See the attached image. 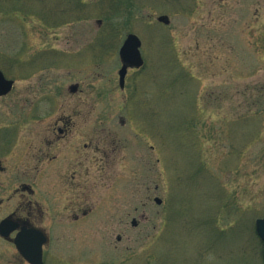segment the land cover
Returning <instances> with one entry per match:
<instances>
[{
	"label": "rangeland",
	"instance_id": "obj_1",
	"mask_svg": "<svg viewBox=\"0 0 264 264\" xmlns=\"http://www.w3.org/2000/svg\"><path fill=\"white\" fill-rule=\"evenodd\" d=\"M129 34L145 66L122 91ZM0 70L15 82L0 98V222L30 212L19 186L53 116L125 146L90 216L36 224L44 264H264V115L247 102L264 86V0H0ZM12 238H0V264H27Z\"/></svg>",
	"mask_w": 264,
	"mask_h": 264
},
{
	"label": "flooded vegetation",
	"instance_id": "obj_2",
	"mask_svg": "<svg viewBox=\"0 0 264 264\" xmlns=\"http://www.w3.org/2000/svg\"><path fill=\"white\" fill-rule=\"evenodd\" d=\"M144 66L145 62L141 68L129 70L138 72ZM70 87V94L78 93L79 86L75 93L70 91ZM120 90L124 91L125 87ZM108 119L103 118L101 124ZM75 120L77 118L72 116H53L49 131L34 139L31 156L32 183L22 182L19 186L22 195L27 193L33 197L32 201L27 200L30 212L26 214L25 219L15 215L6 217L42 231L48 242L45 230L36 225L44 222L45 214L47 213L49 220L57 223L82 222L92 214L93 209L87 208L90 196L96 188L112 187L119 178L117 169L120 164L125 163V160L120 158V150L125 146H121L113 134L105 132L104 126L92 134L88 141L86 134L77 132ZM121 122L122 125L125 124L124 119ZM14 143L15 139L9 142L8 146L11 147ZM132 163L127 158L126 166L130 167ZM2 172H5V168L0 163V173ZM132 220L135 225V219Z\"/></svg>",
	"mask_w": 264,
	"mask_h": 264
},
{
	"label": "water",
	"instance_id": "obj_3",
	"mask_svg": "<svg viewBox=\"0 0 264 264\" xmlns=\"http://www.w3.org/2000/svg\"><path fill=\"white\" fill-rule=\"evenodd\" d=\"M158 22L166 25L170 23L167 17H160ZM141 46L142 43L140 39L134 34H129L119 50V57L122 63V67L118 72L119 86L121 89L125 87V79L128 70L139 69L144 64L140 52ZM14 84L15 82L13 80L6 78L4 73L0 71V98L7 96L13 90ZM77 89V85L70 87L72 93H75ZM155 202L161 204L159 199H155ZM16 231L17 233L12 243L19 256L27 264H44L43 248L48 242L44 233L36 228H29L25 225H21L11 218H5L0 222V237L2 239H10L11 235ZM255 232L264 246V217L256 220Z\"/></svg>",
	"mask_w": 264,
	"mask_h": 264
},
{
	"label": "trees",
	"instance_id": "obj_4",
	"mask_svg": "<svg viewBox=\"0 0 264 264\" xmlns=\"http://www.w3.org/2000/svg\"><path fill=\"white\" fill-rule=\"evenodd\" d=\"M247 102L249 105L248 115H250V114H257V115L262 114V115H264V86L250 88L249 92H248ZM261 159H263V157ZM248 160H249V163L255 162L257 160V157L256 158H250ZM255 235H256V233H255ZM256 239H258V242L260 243V245L263 248V244L259 240L257 235H256ZM262 256H263V251H262Z\"/></svg>",
	"mask_w": 264,
	"mask_h": 264
},
{
	"label": "bare ground",
	"instance_id": "obj_5",
	"mask_svg": "<svg viewBox=\"0 0 264 264\" xmlns=\"http://www.w3.org/2000/svg\"><path fill=\"white\" fill-rule=\"evenodd\" d=\"M17 232V231H16Z\"/></svg>",
	"mask_w": 264,
	"mask_h": 264
}]
</instances>
